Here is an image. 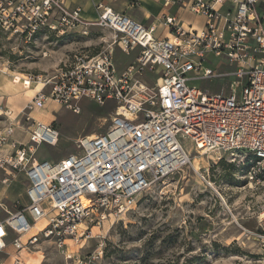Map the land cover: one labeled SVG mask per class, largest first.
<instances>
[{
    "label": "built area",
    "instance_id": "built-area-1",
    "mask_svg": "<svg viewBox=\"0 0 264 264\" xmlns=\"http://www.w3.org/2000/svg\"><path fill=\"white\" fill-rule=\"evenodd\" d=\"M123 1L136 6L141 0ZM151 1L182 8L203 23L185 25L163 15L145 26L103 2L93 6L96 18L90 22L66 0H0L4 35L35 43L87 37L91 28L113 34L103 52H75L43 80L31 75L21 80L24 88L38 82L42 87L21 110L31 122L23 139L12 140L20 128L14 125L0 135V185L20 172L26 181L21 209L9 212L0 204V253L10 245L15 264L20 252L36 253L44 244L72 260L68 242L77 244L91 238L93 228L120 220L156 182L190 164L192 152L211 155L213 162L239 161L249 182L263 180L264 0ZM159 26L167 29L166 37L156 35ZM115 49L133 55V62L118 70ZM209 57L224 58L231 70L217 74ZM146 75L153 77L149 84ZM211 79H225L229 91L189 85ZM81 100L112 106L104 133L79 137L77 152L61 160L36 161L35 150L55 146L59 133L53 121H36L30 113L52 101L77 115ZM207 172L198 178L209 185ZM260 239L264 253V236Z\"/></svg>",
    "mask_w": 264,
    "mask_h": 264
},
{
    "label": "rangeland",
    "instance_id": "rangeland-1",
    "mask_svg": "<svg viewBox=\"0 0 264 264\" xmlns=\"http://www.w3.org/2000/svg\"><path fill=\"white\" fill-rule=\"evenodd\" d=\"M140 6L139 12L126 14L138 20L145 12L154 16L160 10L147 1ZM114 9L121 11L115 6ZM83 10L88 21L95 20L92 3L83 6ZM112 37L109 30L91 28L87 37L37 39L33 43L0 33V73L9 77L7 84L13 92L0 94V135L14 125L20 127L17 138L21 139L31 124L24 121L20 111L39 89L35 84L22 87L21 80L12 81L14 76L22 75L23 79L26 75L40 76L43 80L75 52L88 55L103 52ZM133 60V55L125 57L118 49L114 50L113 61L118 70ZM208 62L217 74L231 70L224 58L209 57ZM145 79L149 84L153 77L146 75ZM189 85L210 93L229 91L225 79L191 81ZM44 91L48 93L49 89ZM79 107L80 113L74 115L62 105L48 101L44 109L31 112L42 120L47 118L42 115L54 116L52 126L59 133L55 146L42 145L35 150L36 161L61 160L77 152L75 141L79 137L104 133L112 106L81 100ZM210 157L192 152L191 164L156 182L120 220L110 219L101 228L95 227L91 238L77 244L68 242L72 260H65L47 244L33 259L43 257L41 264H264L260 239L264 236V179L249 182L247 167L239 161L230 163L227 158L219 161L214 158L213 162ZM207 168L209 185L198 178ZM25 186L23 172L16 173L7 185H0V204L9 212L21 209L26 204ZM27 259L32 261V257Z\"/></svg>",
    "mask_w": 264,
    "mask_h": 264
},
{
    "label": "crops",
    "instance_id": "crops-1",
    "mask_svg": "<svg viewBox=\"0 0 264 264\" xmlns=\"http://www.w3.org/2000/svg\"><path fill=\"white\" fill-rule=\"evenodd\" d=\"M142 1H147V2H150V3L154 4V5H157V7H160L159 8L160 10L154 16L151 15L150 13H147V12L144 13L145 14L144 17H140V16L137 15L139 17V19L138 20L134 19V20L139 22V23H141V24H143V25H145V26H149L151 24L156 25L157 21L163 15L176 16L185 25L193 24V25H195L197 27H200L202 25V23H203V18L202 17H193V16L189 15V13L187 11L183 10L182 8H178L177 6H172V7L168 8V9H164L162 7L161 3L154 2V1H151V0H141L139 2V4L136 5V6H130V5H128L129 3H127V2H125L123 0H96V1H93V0H66V5L68 7H70V8L80 7L81 8L82 17L84 19H86V17L84 16L83 6H85L87 3H92L93 6H94L95 4H97L99 2H103V3L107 4L113 11L118 12V13H125L126 14V12H134V13L139 12L140 9H141L140 5H141ZM114 6L119 8L121 11H116L114 9ZM261 8L264 10V5ZM93 13H94V16L96 18V13H95L94 9H93ZM130 18H132V17H130ZM86 20H89V19H86ZM197 21H201V23L198 24ZM156 35L161 37V38L166 37L167 36V29L165 27H163V26H159L157 28ZM124 67L121 68L120 70L124 69ZM8 82H9V77H7L6 75H3V74L0 73V94L4 93V94H8L9 95V94L13 93L12 89L7 84ZM35 92L36 91H34L31 94V98L34 96ZM30 116L36 121H39V122H42V123L44 122L37 115H33V113H31ZM43 116H47V119H46L47 122H44V123H49V122H52L54 120V116H52V115H43ZM22 139L23 138H21V139L17 138V130H16L12 140L20 141ZM7 242L9 243V240H7ZM26 254L27 253H25V252H20L18 254V256H19L18 258L20 260V264H26L25 263V259L26 258H30V256L32 258H36V256H37V252L30 254V256H28ZM15 257H17V255L14 252L13 248L9 245V246H7V248H6V250L4 252L0 253V264H15L14 263Z\"/></svg>",
    "mask_w": 264,
    "mask_h": 264
},
{
    "label": "bare ground",
    "instance_id": "bare-ground-1",
    "mask_svg": "<svg viewBox=\"0 0 264 264\" xmlns=\"http://www.w3.org/2000/svg\"><path fill=\"white\" fill-rule=\"evenodd\" d=\"M1 74H3V73H1ZM3 75H5V74H3ZM14 77H15V81H16V80H22V79L24 78V76H22V75H21V76L18 75V76H14ZM35 86H36V89H37V90H38V89H41L40 87H42V85H41L40 83L35 84ZM14 87H15V86H14ZM40 116H41V114H40ZM42 116H43V115H42ZM35 117H36V116H35ZM38 117H39V116H38ZM40 118H41V117H40ZM46 119H47V118H46ZM46 119H45V120H42V119H41V120L44 121V122H46V121H47ZM38 120H39V119H38ZM44 122H43V123H44ZM91 135H92V134H91ZM91 135H90V136H91ZM203 154H204V153H203ZM190 164H191V163H190ZM262 216H263V215H262ZM39 225L41 226V224H39ZM40 226H37V227H40ZM93 229H95V228H93ZM31 232H32V231H31ZM37 254H39V253H37ZM26 255L30 256L29 253H27ZM30 258H31V256H30ZM42 259H43V257H41V258L38 259V260H37V259L34 260V259L32 258V261H31V260L29 261V260L26 258V259H25V263H26V264H41L42 261H43Z\"/></svg>",
    "mask_w": 264,
    "mask_h": 264
},
{
    "label": "trees",
    "instance_id": "trees-1",
    "mask_svg": "<svg viewBox=\"0 0 264 264\" xmlns=\"http://www.w3.org/2000/svg\"><path fill=\"white\" fill-rule=\"evenodd\" d=\"M264 179V178H263Z\"/></svg>",
    "mask_w": 264,
    "mask_h": 264
}]
</instances>
